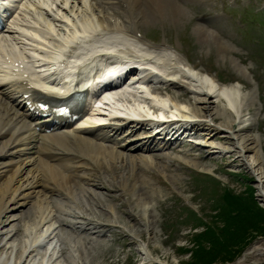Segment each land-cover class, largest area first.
I'll return each mask as SVG.
<instances>
[{"label":"bare ground","instance_id":"bare-ground-1","mask_svg":"<svg viewBox=\"0 0 264 264\" xmlns=\"http://www.w3.org/2000/svg\"><path fill=\"white\" fill-rule=\"evenodd\" d=\"M24 1L20 21L13 19L0 40V50L29 59L34 69L44 71L56 70L62 62L68 63L70 70L81 64L87 69L102 66L106 70L113 59L121 64L129 62L140 67L136 70L139 75L136 78L133 72L132 79L139 80L100 101L101 108L93 110L97 114L55 134L38 131L43 126L26 109L19 93L0 86V264H93L92 250L103 227L121 225L127 236L136 238L141 234L134 228L140 224L148 235H153L151 220L144 218L149 208H140L142 198L137 203L127 200L133 224L120 222L113 205V219L105 224L99 219L106 214L94 215L98 207L102 209L101 205L117 199L113 193L118 180L111 172L126 174L119 177V182L127 184L139 170L148 172L161 164L163 170H168L173 164L175 158L171 155L129 154L134 150L163 152L180 148L170 139L165 142L151 134L152 123L147 120L152 117L168 118L170 122L164 124V129L178 124L197 129L200 138L190 140L208 157L237 155L232 162L241 161L256 176L258 198L264 205V150L261 135L250 133L260 111L256 107L257 91L245 89L240 82L222 84L196 68L180 51L137 35L141 26L165 19H186L189 12L182 2L189 0ZM193 34L200 44L213 43L222 59L231 50L219 33L203 26L196 25ZM231 64L250 79L238 60L232 58ZM153 71L158 73L153 79L160 83L155 87L148 81ZM61 77L71 80L68 75ZM169 88L183 91V98L170 93ZM190 96L193 103L188 100ZM108 103L111 105L105 108ZM87 165L97 172L86 173L91 170ZM81 172L85 174L79 175ZM90 177L91 184L76 186L77 179ZM142 184H135L129 191L125 185L120 190L127 196L141 197ZM101 188L111 194L100 193ZM27 219H32V226L27 225ZM21 232V238H17ZM85 232L88 235L81 236ZM143 255L144 264H159L148 247ZM235 264H264V244L256 245Z\"/></svg>","mask_w":264,"mask_h":264},{"label":"rangeland","instance_id":"rangeland-1","mask_svg":"<svg viewBox=\"0 0 264 264\" xmlns=\"http://www.w3.org/2000/svg\"><path fill=\"white\" fill-rule=\"evenodd\" d=\"M183 5L189 12L186 19L180 22L165 19L164 22L157 21L154 25L141 26L142 33L157 45L165 44L180 51L196 68L214 76L220 83L229 85L240 82L245 89L256 90V107L260 111L250 133L261 135L264 150V0H207V3L190 0ZM196 25L219 33L231 46L224 59L213 43L200 44L193 34ZM232 58L248 70L250 79L233 67ZM168 91L183 98V91L173 88ZM186 98L185 96L184 99ZM188 100L193 103L191 96ZM251 112L254 113V110L251 109ZM129 154L145 157L171 155L175 160L168 170H163V164L150 168L148 172L139 170L137 177H130L127 184L119 182V177H126V174L122 175L123 172L120 171L111 172V176L118 180L115 185L117 191L113 193L117 199L115 198V202L104 203L101 205L102 209L95 208L97 212L94 215L98 216L99 212L106 214L99 219L105 224L107 220L113 219L110 207L114 206L120 222H131L127 200L137 203V199L142 198L140 208H149L144 218L151 220L154 234L148 235L140 224H136L134 228L141 234L136 238L127 236L121 225L115 228L103 227L99 229L103 235L96 236L95 241L98 244L92 250L93 264H144L143 253L147 247L153 260L159 264H235L256 245L264 244V214L260 211H264V205L258 198L257 179L252 171L242 166L241 161L232 162L237 155L228 156L223 153L208 157L204 149L194 145L163 152L133 151ZM88 168L91 170L86 173L97 172L93 166ZM83 174L85 172L79 173L81 176ZM88 179L90 180L77 179L76 186L79 188L88 182L91 184L93 178ZM139 179L146 184L141 183V197L133 198L120 190L125 185L128 186L127 191L135 184L141 185ZM98 191L106 196L111 194L105 188ZM78 192L79 189L76 193ZM229 195L241 197L242 203L253 201L258 212L250 211L246 214L241 209L237 213L239 217L236 215L239 221L228 218L226 220L225 203ZM133 208L138 211L137 207ZM26 221L30 223L27 225L33 223L32 219ZM210 225L236 232H228L223 246L212 245L208 240H202L203 243L199 245L197 237L204 235ZM233 225L236 227H232ZM257 231L261 234L242 250L239 246L246 237ZM87 233L81 236L84 237ZM21 236L22 232L17 238ZM200 246H205L208 250L202 251ZM231 257L232 261L229 260Z\"/></svg>","mask_w":264,"mask_h":264},{"label":"trees","instance_id":"trees-1","mask_svg":"<svg viewBox=\"0 0 264 264\" xmlns=\"http://www.w3.org/2000/svg\"><path fill=\"white\" fill-rule=\"evenodd\" d=\"M242 202L243 201H242L241 197L239 198V196L234 197V196L229 195V197H228V199H226V203H225V204H227L225 207L226 212H224V213H226L225 214L226 220H227V218L231 219V220H238L239 215L237 213H239V211L241 209H244V212H246V214L250 211H252L254 213L258 212L257 208L255 207V203L253 201H251L248 204H246V202H244V203H242ZM260 211L264 214L263 210H260ZM236 225H233L232 227H236ZM228 232L231 234V233H235L236 231L229 229V228L227 230H225V229L223 230V229H220L217 225H215V226L210 225L209 227L206 228V233H204V235H200L199 237H197L196 241L198 242L199 245L203 243L202 240H208L207 242L212 243V245L223 246L225 241L227 240ZM260 234H261L260 231H257V233H251V235L249 237H246L244 242L239 247L241 249L248 247V245L250 244V241L253 240L256 236H258ZM200 247H201L202 251L208 250L207 248H204L205 246H200ZM229 260L232 261L233 258L231 257V258H229Z\"/></svg>","mask_w":264,"mask_h":264}]
</instances>
